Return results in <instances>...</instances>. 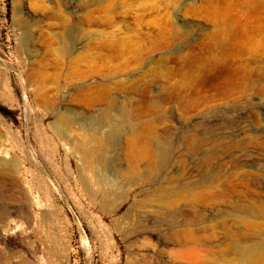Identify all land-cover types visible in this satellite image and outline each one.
Instances as JSON below:
<instances>
[{"label": "rangeland", "instance_id": "obj_1", "mask_svg": "<svg viewBox=\"0 0 264 264\" xmlns=\"http://www.w3.org/2000/svg\"><path fill=\"white\" fill-rule=\"evenodd\" d=\"M255 206L264 0H0V264H264Z\"/></svg>", "mask_w": 264, "mask_h": 264}, {"label": "bare ground", "instance_id": "obj_2", "mask_svg": "<svg viewBox=\"0 0 264 264\" xmlns=\"http://www.w3.org/2000/svg\"><path fill=\"white\" fill-rule=\"evenodd\" d=\"M110 115V113H107V116ZM110 117H108L109 119ZM149 124V122H148ZM150 125V124H149ZM148 125V126H149ZM150 129V128H149ZM142 132V131H141ZM149 133V132H148ZM72 134V133H71ZM75 134V133H74ZM85 140V139H84ZM98 140V138H97ZM199 141V140H198ZM139 142V140H138ZM152 142V141H151ZM151 142H146L144 143V148H143V151L145 152V155L146 157L148 158H152L153 157V154H154V151L152 150V145H151ZM154 142V141H153ZM165 142V141H164ZM77 143V142H75ZM190 143V142H189ZM75 147H76V144H75ZM259 147V146H258ZM195 149V148H194ZM193 149V150H194ZM260 149V148H259ZM87 150V149H86ZM86 150H81L79 151L83 157V159L85 160H91L95 157V154H93L92 152H87ZM161 152V151H160ZM76 153V152H75ZM159 153V152H158ZM78 154V153H77ZM162 155V159L163 157H165V154H163V152L161 153ZM159 155V158H160V153L158 154ZM80 157V155H79ZM81 161V160H80ZM134 163V162H133ZM136 166V165H135ZM133 167V166H132ZM135 168V167H133ZM99 170V169H98ZM132 170V169H131ZM100 171V170H99ZM98 171V172H99ZM97 172V173H98ZM81 173V172H80ZM181 175V174H180ZM182 176V175H181ZM178 177V175H177ZM113 179V178H112ZM137 179V178H136ZM139 179V178H138ZM85 180V179H84ZM103 181L102 178H99V182L101 183ZM115 181V180H114ZM113 181V183H114ZM118 181V179H117ZM254 181V179L252 180ZM251 181V182H252ZM112 183V184H113ZM132 183V182H131ZM104 184V183H103ZM118 184V182L116 183V185ZM122 185V184H120ZM170 185V184H169ZM124 187V185H122ZM121 186V187H122ZM111 187V186H109ZM137 187V186H136ZM140 187V186H139ZM171 187V186H170ZM115 188V187H114ZM120 188V186H119ZM169 188V186H168ZM259 188V187H258ZM132 189V187L130 188ZM134 189V188H133ZM122 190V189H120ZM125 190V189H124ZM175 194V193H174ZM177 194V193H176ZM163 204V203H162ZM248 208V210H253L255 209L256 211H260V212H263L264 211V206H255V207H246ZM134 210V209H133ZM255 211V212H256ZM169 213V212H168ZM136 219V218H135ZM174 219V218H173ZM189 221V220H188ZM189 223V222H188ZM132 224V223H131ZM130 224V226H131ZM134 225V224H132ZM146 225V224H145ZM189 225V224H188ZM167 227V226H166ZM129 228V227H128ZM124 231V230H123ZM138 231V230H137ZM141 232V231H139ZM145 232V231H144ZM147 232V231H146ZM160 232V231H159ZM171 232V231H170ZM192 232V231H191ZM131 233V232H130ZM175 233V232H174ZM134 234V232H133ZM142 234V233H141ZM147 234V233H145ZM144 234V235H145ZM128 235V234H127ZM148 235V234H147ZM150 235V234H149ZM155 235V234H154ZM166 235V234H165ZM138 236H141L140 234ZM143 236V235H142ZM172 236V235H171ZM127 237V236H125ZM154 237V236H153ZM161 237V236H160ZM163 237V236H162ZM168 237V236H167ZM138 238V237H137ZM140 238V237H139ZM143 238V237H142ZM152 238V237H151ZM159 238V236H158ZM189 240L188 241H191L195 244L196 247H200L201 249H203L206 253V259H207V262H215V263H220V264H225L229 261V259L231 257H235L233 258L232 261L234 262H238L240 264H251L253 262V260L255 259V255H256V252L254 251L253 253H251L250 255H247L246 257H244L242 254H241V250H240V245H239V242H238V239H235L233 242H227V241H222V242H218V243H214L213 241H209V242H199V241H196L194 236L189 234L188 236ZM125 239V238H124ZM158 241V239L156 240ZM136 242V241H135ZM161 242V241H160ZM178 242V241H177ZM176 242V243H177ZM165 243V242H164ZM175 243V242H174ZM138 244V243H137ZM178 244V243H177ZM181 247V246H180ZM261 254L260 256L262 258H264V251H262V253H259ZM130 256V255H129ZM143 256V255H142ZM183 261V260H182Z\"/></svg>", "mask_w": 264, "mask_h": 264}]
</instances>
